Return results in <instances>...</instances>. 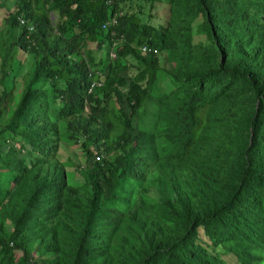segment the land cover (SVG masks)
Here are the masks:
<instances>
[{"label": "trees", "instance_id": "1", "mask_svg": "<svg viewBox=\"0 0 264 264\" xmlns=\"http://www.w3.org/2000/svg\"><path fill=\"white\" fill-rule=\"evenodd\" d=\"M10 1L0 264H264V0Z\"/></svg>", "mask_w": 264, "mask_h": 264}, {"label": "rangeland", "instance_id": "2", "mask_svg": "<svg viewBox=\"0 0 264 264\" xmlns=\"http://www.w3.org/2000/svg\"><path fill=\"white\" fill-rule=\"evenodd\" d=\"M11 3L10 0H0V33L2 34V32H4V26H5V18H6V15H7V12L12 8V3L11 5H9ZM9 5V6H8ZM8 6V7H6ZM147 6V4H144L143 8L145 9ZM123 8L125 10H129L130 9H135V5L134 3L132 4H124L123 5ZM50 18L52 21H54L55 17L50 15ZM126 60L131 64V63H134V64H137L136 61L131 58L130 56L126 58ZM23 63H24V66L23 68L21 69L22 71H25L26 69V65L28 63V60L27 58H25L23 60ZM163 80V76L162 75H159L158 78L156 79V82L154 84V92H159L160 90V84H161V81ZM74 156H75V161L77 160V155L74 153ZM74 158V157H73ZM81 171L80 169H74V170H71L69 172H67V178L69 180H74V181H78V179L80 178L78 174H80Z\"/></svg>", "mask_w": 264, "mask_h": 264}, {"label": "built area", "instance_id": "3", "mask_svg": "<svg viewBox=\"0 0 264 264\" xmlns=\"http://www.w3.org/2000/svg\"><path fill=\"white\" fill-rule=\"evenodd\" d=\"M143 49V48H142Z\"/></svg>", "mask_w": 264, "mask_h": 264}]
</instances>
